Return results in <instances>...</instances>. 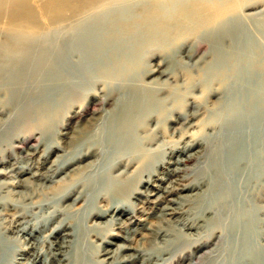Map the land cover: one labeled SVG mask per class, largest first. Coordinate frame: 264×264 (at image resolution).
<instances>
[{"label":"rangeland","instance_id":"1","mask_svg":"<svg viewBox=\"0 0 264 264\" xmlns=\"http://www.w3.org/2000/svg\"><path fill=\"white\" fill-rule=\"evenodd\" d=\"M139 1L147 2L148 0H139ZM184 1H182V3L184 2V4H187L190 0L188 1L184 0ZM213 1L215 2L216 0H212V1L206 0L205 2L214 3ZM221 1H224V0H221ZM227 1L232 2L233 6L230 8L231 12L229 9L225 17L220 22L222 24L219 25V23H217L215 26L212 27V29L211 28L209 29V27H204V26H203L204 28H202L203 23L206 24L208 20H206V18H199L198 16H195V15L192 18H189L190 25L188 28H186V30L184 29L185 32L183 34L186 36H183V34L179 32L175 33L174 29H172L170 30L171 33L170 31L166 32V35L164 34L165 31H163L162 34H155V39L156 37H158L159 39V42H157L158 39L155 41L153 38L154 33H153V37H152V34H149L152 31L148 32L147 29H139L141 30L140 31L141 33L144 31L146 33L144 32L140 34L139 30H137L138 32L136 31L135 34L136 33L138 34L134 36L135 38L132 36L136 40H132V39L120 40L121 42H119V45L123 43L124 46L123 45L122 46L125 49L123 48L116 49V46H118V43H117L116 45H114L115 48H113L117 52L114 50L111 51L106 57V59L101 58V60L98 61L99 63L96 62L95 64L96 66L94 64L93 66H90V67H88L87 65H83L84 66L83 68V66L80 65L81 63L79 60L80 57L77 56L78 58L74 59L75 61L74 64H76L75 69L77 67L78 69L74 70L73 73L71 74V77L68 76L69 78H67V80H63L62 82L55 81L54 77L48 72H46L44 74L45 76L42 73V75H40L41 76L40 78L34 79L35 77H32V76L31 78L27 77L28 79H26V82H25L26 87H24V89L22 90H18L17 91L18 93H16L15 90H9V89L5 90L3 88L2 89L0 88V184L2 183L7 184V183L17 182L21 180L25 183L24 187L22 188H16V187H10L7 185H3V188L5 187L12 188V189L14 188L13 190L15 192L23 193L25 195H22V197L21 195L15 197L11 194L0 192V200H2L5 204H7L10 200H12V202L16 204L18 203L17 205H20V206L34 205L36 207L38 204H41V206L45 204H50L52 208L56 207L55 209H59L63 211L62 215L57 216L56 222H54V224L51 225V229H53L61 220H66L74 224V234H77L78 237L80 236L78 238L79 242L77 241V243L73 247V249L74 248L75 249L73 250L71 248L73 250V251L71 250L72 254L68 253L67 255L68 260L65 263H68V264H74V263L75 264H98L97 260L103 259L102 256H101L102 258L98 257V254L102 253L101 252L102 248L98 247V244H101V242H99V240L96 239L94 236V235H98L100 238L105 237L104 239L108 241L107 243H112V242L114 243V246L109 245V244L105 246L107 249H111L112 251L117 250L116 249L117 246H115L117 244V245H124V246L130 245L132 248L141 247L142 249H139V250L142 251L144 256L156 255L162 251H168L169 253L171 252V256H167L166 260L162 262L161 264H179V263L180 264H195V263L196 264H219V263L220 264H235L238 262V258H240L239 255L242 249L238 245H235V244L231 245V244L233 243V240H235L237 236L241 235V230H242V227L244 226V223L241 217L245 211H247V213L249 214V218H250V221H249L250 223L248 226L250 230V237H251V249L250 250L257 249L258 252H261L264 254V182H263L264 175L263 177L257 179L259 182V183L257 182L258 183L257 185L255 186H253L254 184L250 185L249 192L247 190H244L243 188L242 193L243 194L246 193L247 195L246 197H239V198L232 197L231 198L230 195L226 196L225 198H221V200L218 201L217 203L213 204L212 207L215 209L211 207V209L209 210L206 208L210 207L212 203L211 201L209 202V200L204 198L205 192L202 193L204 190L202 192L196 191L194 193L187 192V191L178 193V191H176V188L178 189L177 184L174 183L175 181L176 182L178 181V184H179V181H180L182 185H191L195 183L199 178L203 176L205 177L206 175L209 176L211 167H213L212 166L213 159L216 158L215 160L217 161L219 159L222 163L223 159L226 158L225 155L229 151V146H228L229 139L234 136V133L235 135L239 134V132L236 131L235 129H232V130L229 129L228 124L230 122L229 121L230 119L228 118L231 117L230 116L232 115L231 112L225 110L226 113L224 112L222 114V108H224L226 104L229 103V102H226L228 101L229 97L226 92L227 88H225L220 83V80L218 77L216 78L214 76L215 74L218 75V73H224V71H226L225 66L219 68L213 65L216 60L215 57H217L218 55L215 52L216 51L215 42L217 41L216 39H219L220 45H223L220 48H221V52L222 50L224 51L222 53H224L223 55L226 56L225 59L226 60L229 59L231 63H233L232 66H229L230 64H227V65L231 68V71L235 74V75L233 74L232 77L235 76L236 78L231 79L234 81L235 85H236L237 79L239 78V74L237 73H239V70H241V67L243 68L245 67V65L247 64L246 62L249 61V58H252V60H254V64L256 66L255 69L258 70L257 73H259L255 77L258 78L256 79L257 84L261 85L262 88L261 86H258V85L255 86L256 88L252 90L254 91L252 92L253 96L251 97L249 96L250 98L249 104L246 103L247 99H245V97H242L241 99L243 101V104L246 103V105L250 106L249 108L248 106L247 107L245 106V108L247 109V112L256 111L257 110L256 106L258 109H260L258 112H262V113L264 112L262 107H260L259 105L260 100L264 101V92L263 94H261L262 93L261 91L262 90L264 91V80H263L264 71H262L264 70L263 69L264 68V61H263L264 60V49H263L264 48V41H263L264 40L263 31L264 30L260 29V27H264V0H227ZM46 2L47 0H40L38 4L43 5ZM146 5H147L146 3H143V5H139V4L137 5L136 16L139 14H140L139 16H141L144 13V11L150 7V5H147V7ZM120 6H122V4H120ZM190 15H192V13ZM103 16H101V19H104V18L106 19L107 17H109L106 15H103ZM239 20L242 23L238 22ZM198 21H200V24ZM228 21L233 22V24ZM235 21H236V24L239 23L240 29L241 28L244 29V31L241 29L244 33H243V37H241L242 40L240 39L239 41L244 42L245 39L247 41L251 40V42L249 43L252 45V47L254 46L253 48H255L251 53V57L249 55H246L245 52L243 53L242 49L238 47V43L235 45L236 40L234 38L232 39V37L230 36L225 37L226 36L225 34H227L229 30L231 29L233 30L236 26H238L234 24ZM198 25L199 26L201 25V26L196 28ZM78 26H81V25L78 24ZM249 28L251 29L249 30ZM197 30H199V33ZM221 30H223V32ZM245 30L250 31V33L246 32ZM175 31H177V29ZM186 31L188 32L187 34H185ZM261 31H262V35H261ZM63 33H66V31H64ZM116 33L118 34V32ZM116 33H114V35H116ZM139 34L141 35V38L140 36H138ZM188 34H190L191 36ZM250 34L251 36H249ZM148 35L149 36L151 35V37H149ZM158 35L162 37L159 38ZM207 35L209 36L208 38H207ZM145 36L147 37L146 40L144 39ZM213 36H215V38ZM222 37H225V38H222ZM149 38L151 39V41L149 40ZM128 41L130 42L132 41L133 43L131 42L132 44H128ZM134 41L137 43H135ZM259 45L262 49L259 47ZM161 46L164 47V49ZM231 46H234L232 47V49L235 48L233 50V53H231L232 50L229 49ZM213 50H214V53H212ZM259 50H263V53L262 51H259ZM115 53H119V56L118 54L116 55ZM241 53H242V56L240 55ZM244 54L248 56L249 58L248 57L244 58L245 56ZM240 57H242L245 60H243ZM257 57H259L261 63L260 61L257 60L258 59ZM102 59H103L104 65L102 63ZM238 59H240L241 61L243 60L242 63ZM105 61L108 63L106 64ZM77 62L79 63L78 65L80 66L77 65ZM239 62L241 65L238 64ZM243 62H245V64ZM109 63L111 64V66ZM101 64L104 67H102ZM122 65L123 67H121ZM91 67L92 68L95 67L93 69L94 70L93 73L90 72L91 69L89 68ZM82 68L85 69V72L82 70ZM129 69L131 70L132 73L131 72L129 73L130 71ZM81 70L83 72H81ZM235 71L237 73H235ZM207 72H209V74ZM88 73L91 74L93 77L89 76ZM95 73L97 76L94 75ZM80 75L82 76V79L79 78ZM105 75L107 78L105 77ZM122 75L124 77L130 76L129 78L125 77L126 80L128 79L129 80L125 81V78ZM94 77H97L95 78L97 80H95ZM202 77H205V79L207 78V80L205 82L201 81ZM260 77L261 78L263 77L262 80H260L261 79ZM41 78L43 80H41ZM104 79L105 80L108 79V80H106V82H103L105 81ZM113 79L114 81H119V82H114ZM83 80L85 83L82 82ZM107 81L109 83H107ZM131 81H134V82L131 83ZM261 81L263 82L261 83ZM37 82L39 83V90L41 88L42 90L35 92L36 90H33V89ZM79 82L82 84H79ZM196 82H199V83H196ZM218 82L221 85L218 84ZM60 83L62 85H60ZM120 83L122 84L120 85ZM32 84L34 85L33 88H32L33 86ZM57 84L61 86L59 89L60 91L56 89V87L58 86ZM152 84H153V87L158 86L159 88L160 87L161 88L159 89L158 87L157 88L152 87L153 89H151L150 87H148L149 85L152 86ZM81 85H83L84 87ZM87 85H89L90 87ZM133 85H135L134 86L135 89ZM120 86H121L120 88L121 92L117 90ZM71 87L73 89H69ZM126 88L129 90V92H125ZM138 88L141 89V91ZM68 89L69 91H67ZM111 89L113 90L111 91ZM137 89L139 90V94L141 93L140 95L142 96L145 94L154 95L155 93L153 92L156 91L158 93L159 90L161 91L158 94L156 93L157 95L156 94L154 95L155 97L157 96V100L155 98L153 100L154 102H156L155 106L148 112H145V113L143 112L142 114L139 113L140 115L138 114L139 116L136 117L137 123L138 121L141 120L142 124L146 126L144 127L140 122V124L142 125V129H141L140 127L141 125H139V123L135 124L134 128L139 129V130L135 129V132L137 135L136 134L135 136L133 135V142H135V146L137 150L134 151L133 149L131 152H126V149H125L126 144L124 143L121 144L116 141L114 142V140H110V141L107 140L105 135H108L109 130H108V119L105 118V116H108L110 111H113L111 109H114L116 105L120 106L123 103V101H126L127 98L130 97L129 94L131 95L133 94V90L138 93ZM143 89L146 90V92ZM212 89H213V92L215 91L217 93L215 92L212 93ZM83 90H85L86 92ZM105 90L107 93L109 91V93L108 94L104 93ZM7 91L8 93L9 92L10 93L7 94ZM41 91L43 93H41ZM148 91L150 93H148ZM143 92L145 93L143 94ZM256 92L257 93L259 92L260 94H255ZM101 93H102V96L100 95ZM113 93H115V96L117 95L116 98L115 96H112ZM18 94L20 95V98H18L19 97ZM60 94H62L61 95L62 97L59 96ZM105 94L107 95L105 96ZM226 94H227V98H226ZM42 95H44L46 98H43ZM259 95L262 96L263 99L260 98ZM27 97H31L32 99L30 98V100H28ZM48 97L49 98L51 97L50 99L52 101ZM54 97H55V100H54ZM104 97H109L110 99L108 101V105L102 106L100 99L101 98L104 99ZM66 98H69V99L67 100ZM164 99L165 101H163ZM256 99L259 101V103ZM160 100H162V103ZM24 101H27V102H24ZM40 101H43V102L38 104ZM6 103H8L9 105ZM43 103H46V104H43ZM61 103H63L64 105ZM220 103H222V105ZM53 105H55L56 107ZM217 105H219V107ZM20 106L22 107L24 106V107L22 108ZM198 106H201V111ZM28 107H31V108L28 109ZM24 109L28 112L24 111L25 112L24 113L22 111ZM98 110H99V114L97 113ZM152 111L153 113L150 114V112ZM215 112H216V115L214 114ZM178 113H180V115H178ZM141 115L143 116L145 115V117L143 118V116ZM185 115L192 116V117L186 119V117H184ZM97 116L100 117L99 118L100 120H98ZM211 116H213L214 118ZM146 117L152 120L150 121ZM213 122L215 123V125L212 124ZM105 123H106V126H105ZM97 125H98V129H96ZM216 125L217 126L219 125L220 129ZM263 125L264 124H262V126ZM101 126L103 127V129ZM210 126L212 128H210ZM207 127L209 130L206 129ZM227 127L228 129H226ZM205 129L207 131H205ZM225 129H226V132H225ZM98 130L100 131L99 132L100 134L98 133ZM101 130H103V132H101ZM80 131L86 132L84 133L85 135ZM94 131L96 134H94ZM187 131L191 135H189ZM228 131H231V133H227ZM78 132L79 134H77ZM181 132H185V133H181ZM262 133H264V131ZM103 134L105 137L103 136ZM139 134H142L140 135V139H139ZM184 134L185 135L187 134V135L184 136ZM206 134H208L209 137H207ZM181 135H183L184 137ZM220 135L221 137H219ZM224 135L225 137L227 135L229 137L227 136L224 139ZM87 136H89L90 138L93 136L95 137V139H98L99 137H101L102 141L104 139L105 140L102 145L100 146L98 145L100 149L98 148L97 150H95L94 156H91L88 158L81 157L80 159H78L77 155L79 154V151H81V147L83 148L82 150H85L87 148L88 143H84L85 142L84 140L86 139ZM154 136L156 138L153 141L152 139ZM74 137L75 138L77 137V138L75 139ZM78 137H79V140H77ZM142 137L144 138L143 140H141ZM194 137H196L197 139ZM262 139L264 142V134L262 135ZM150 140L152 143H150ZM179 140H181L182 142ZM189 140L190 141L196 140L198 142L202 140L203 142H201L202 145H200V147H198L194 152H191L189 155H187V157L181 156L182 157L181 160L183 162L177 168L178 170H175L176 167L172 166L171 169L174 170V173H169L171 169L167 170V168H169L170 166L167 163L173 162V157H177L178 155L176 153L177 152L176 150L178 148H182L185 145V143L190 142ZM224 140L228 141L226 142L228 147H225L226 144L224 143L225 142ZM82 141L84 142L82 143ZM147 141L149 142L150 146L149 144H146L148 143ZM79 142L82 144H78ZM112 143L114 144V146H111ZM77 144H78L79 149H77V146H76ZM147 147L148 149L150 147L151 149L152 148L153 149L146 150ZM163 147L165 148L163 149ZM116 149H118L119 153L116 151ZM75 150H77L78 152ZM263 151H264V148L262 150V153L261 154L259 153V156H260L259 163L257 161L256 163H258V165H262V167L264 168ZM171 152H174V153L172 154ZM74 154H77V155H74ZM141 157H144V158L141 159ZM130 158L135 159V160L133 162V160L131 159L130 165H128L129 166L128 167L126 165L128 161L130 160ZM136 160L137 161L140 160L138 162L139 164L137 163ZM207 162H208V165H207ZM117 163H119V166ZM140 163L141 164L145 163L146 165L141 166ZM121 172L124 177H122ZM252 173L253 172H251V174ZM129 174H131L130 177H129ZM119 175L122 177V179L121 177H119ZM125 177L126 178L128 177V178L125 179ZM148 181H149L148 188L150 189V192L154 191L153 193L155 194L158 193L159 195H161L162 192L157 191L160 189L158 186H160L161 189L163 190L172 191L171 194L165 195L163 202L162 200H157L158 196L149 197L147 196V194H142L145 191L144 186L147 187V184L145 182H148ZM113 193L116 194V196ZM78 195H83V200L79 204L74 205L73 202L78 197ZM28 196L30 198H27ZM31 198H35V199H31ZM60 198H62L61 201H60ZM117 198L121 199L120 203H122V205H125V206L129 205L126 209L127 211H124L123 214L121 213L120 215H118V216H121L120 218L125 223L123 229L121 230L120 229L118 230L117 227L108 223V221L110 220L109 219L110 217H106L105 219H102V220L94 219V215L97 212L107 210L109 208V205H108L109 202L113 200L116 201ZM176 199L178 200L179 204L175 205V203L171 201H176ZM19 201H22V202H19ZM230 203H232V205H230L231 207L228 208L227 205ZM69 204L72 206H70ZM171 205H174L178 211L176 210L173 215L170 212L167 214L168 216L166 217L163 216L164 214L163 209ZM177 206H180V207H177ZM39 208H40V205L38 206V209L36 210L33 209L34 212L38 211ZM112 211L114 212V210ZM206 211H207V215H205V218H206L205 220L207 223L203 224V222H199V218L201 216H204L203 212H206ZM11 213L12 215L14 214V212L5 211L0 215V220H3L2 222L0 221V228H1L0 232L2 231L0 233V241L5 244H7V242L2 240L3 236L5 237L7 236L8 238L15 237V235H12V233L7 230V227H9L10 221H11V218H10ZM6 214L8 216H6ZM35 214L40 215V211L39 213L35 212ZM42 214H44V212ZM213 214H215L216 217H214ZM111 215H113V213H111L110 216ZM208 219L210 220L208 221ZM57 220H59V222ZM35 221L36 220H32V223H34ZM185 222H189L191 224L195 223L194 225L197 227V229H195L194 231L184 230L182 224ZM3 226H5L6 228ZM80 226H81V229H80ZM128 232H130V238L132 239V242L127 243L123 240V237H126ZM50 233H47V234H50ZM215 234H218V235H215ZM153 235L156 237H154ZM164 236L165 238L163 241L162 239ZM55 238H56L55 235L54 237L49 238L48 243L47 242L44 243L43 245L40 246L39 249L40 250L43 249L42 251L48 252L49 251L48 246L50 245V243L56 241ZM17 242L18 241H13L12 245L10 244L11 242H8L7 247H9V249L11 248L12 250L11 251L9 250L8 251L9 253L7 252L3 256V259L5 258V260H3L4 264H10L8 260H10V258L12 257L11 255H13L14 251L19 250V247H21L20 242L18 243ZM204 243H207L206 244L207 246L205 245L207 248L205 250H200L199 245L204 244ZM250 250L248 249L244 251V254L251 253ZM204 251H207V252H204ZM131 252L133 253L134 251H127L125 253L124 251H121V253L125 255L126 254L129 255L131 254ZM203 252H204V257H202ZM70 255L72 256L70 257ZM8 256H11V257H9L8 259ZM208 256H210V258ZM205 257L207 261L205 260ZM188 258L189 259L191 258V261ZM135 264H141V263L137 262Z\"/></svg>","mask_w":264,"mask_h":264},{"label":"bare ground","instance_id":"2","mask_svg":"<svg viewBox=\"0 0 264 264\" xmlns=\"http://www.w3.org/2000/svg\"><path fill=\"white\" fill-rule=\"evenodd\" d=\"M39 1L40 0H0V88L1 89L3 88L5 90H8V89L9 90H15V92L18 93L17 92L18 90H22V89H24V87H26L25 82H26V79H28L27 77L31 78V76H32V77H35L34 79L40 78L41 77L40 75H42V73L44 75L46 72L51 74L54 77L55 81H61L62 82L63 80H67V78H69L68 76L71 77V74L73 73V71L78 69V67L75 69V67H76V64H74L75 63V61H74L75 58L80 57L79 60H80V62L82 64L79 61L78 62L82 66L83 65H87L88 67L93 66V64L95 65L96 62L101 60V58L106 59V57L108 56V54L111 51H113V50L116 51L113 48H115L114 45H116L117 43H118V46H116V49H122L124 45H123V43L121 45H119V42H121L120 40H122V39L123 40L124 39L136 40V39H134L135 38L134 36H136L138 33L135 34V32L137 30H139V29H147L148 32L152 31L149 34H152V37H153V33H154V37L153 38L156 41L158 39V37H156V39H155V34H162L163 31H165V33H164L165 35H166V32H169L172 29H174L175 33L179 32V33L183 34L185 32L184 29L186 30V28H188L189 25H190L189 18H192L194 15L198 16L199 18H206V20H208L206 24L203 23L202 28L209 27V29L210 28L212 29V27L215 26L217 23H219V25L222 24V23H220L221 20L225 17V15L227 14L228 10L233 6L232 2L227 1V0H224V1L216 0L215 2L213 1L214 3L205 2L206 0H190L187 4H184V2H185L184 0H152V1L148 0L147 2H143V1H139V0H47V2L45 4H43V5H39L38 4ZM182 1H184V2L182 3ZM210 1H212V0H210ZM143 3H146L147 5H150V7L147 10H145L144 13L141 16H139L140 14L136 16V14H137L136 13L137 5L138 4L139 5H143ZM120 4H122V6H120ZM183 4H184V6H183ZM147 5H146V7H147ZM190 12L192 13V15H190L191 14ZM230 12H231V9H230ZM103 15H106V16H109V17H107L106 19L105 18L101 19V16H103ZM236 21H235L234 24H236ZM198 22L200 24V21H198ZM228 22H230V21H228ZM238 22H240V20ZM230 23L233 24V22H230ZM240 23H242V22H240ZM75 24H76V26H75ZM78 24L81 25V26H78ZM236 25H238V26H236ZM236 25H235L236 27L233 30L231 29L232 31L229 30L231 32L228 31L227 34H225L226 36L225 35L224 36L225 37H229L230 36V37H232V39L234 38L236 40V41L234 40L235 41V45L238 43V47H240L242 49L243 53L245 52L246 55H249L251 57V53H252V51L255 48H253L254 46L252 47V45L249 43V42H251L250 39H249L250 41H247L246 39H245L246 41L244 40V42L239 41L241 39V37H243L244 29L241 28L243 31L240 29L239 23L236 24ZM200 26L198 25L196 28H198ZM231 26H233V25H231ZM262 28H264V27H260L261 30H264ZM176 29H177V31H175ZM209 29H208V31H209ZM250 29L251 28H249V30ZM64 31H66V33H63ZM140 31L141 30H139V32ZM197 31L199 33V30H197ZM221 31L223 32V30H221ZM116 32H118V34ZM144 32H142V33H144ZM246 32L250 33V31H246ZM114 33H116V35H114ZM142 33L140 32V34H142ZM170 33H171V31H170ZM187 33L188 32L186 31L185 34H187ZM189 33H190V31H189ZM140 34L138 36H140V38H141ZM251 34L249 36H251ZM259 34H260V32H259ZM188 35H190V34H188ZM261 35H262V31H261ZM183 36H186V35L183 34ZM263 36H264V31H263ZM149 37H151V35ZM160 37H162V36H159V38ZM208 37L209 36L207 35V38ZM213 37L215 38V36H213ZM216 37H217V35H216ZM225 37H222V38H225ZM167 38H169V37H167ZM144 39L146 40L147 37L145 36ZM141 40H143V39H141ZM149 40L151 41L150 38H149ZM216 40L217 41L215 42L216 43L215 44V46H216V51L215 52L218 55H217V57H215L216 60H215V63L213 65H215V66H217L219 68L225 66L226 71H224V73H218L217 72L218 75L215 74L214 76L216 78L218 77L219 80H220V83L225 88H227L226 92H227L228 97H229L228 101L224 100V101L229 102V103H227L226 106L224 108H222V114L225 112V110L231 112L232 115H230L231 117L228 118V119H230L229 120L230 122L228 124L229 129L230 130L235 129L236 131L239 132V134L236 133L237 135H235V133H234V136L229 139V142L224 140L225 144H226V142H228V144H229L228 145L229 146V151L227 149L228 153L226 154L227 156L225 155L226 158L223 159L222 163H221V161L219 159H218V161L215 160L216 158L213 159V163H212L213 167H211V171L209 173V176H207V175L205 177L203 176V177L199 178L193 184L189 183L191 185H182V183H180V181H179V184H178V181L174 182L175 184H177L178 189L176 188V191H178V193L179 192H184V191L194 193L196 191H201L202 192L204 190L202 192V193L205 192L204 193V198L209 200V202L211 201V203H212V205L210 207L206 208L208 210L211 209V207L213 206L214 203H217L218 201L221 200V198H225L226 196L230 195L231 198L232 197L233 198L246 197L247 196L246 193L245 192H244L245 194L242 193L243 188H244V190H247L249 192L250 191V189H249L250 185H253V184H254L253 186L257 185L259 183L257 179L263 177V175H264V168L262 167V165H258L259 158H260L259 153L261 154L262 150L264 148V142H263V139H262V135L264 134V133H262L264 131V128H263L264 125L262 126V124H264V112L263 113L262 112H258L260 109H258L257 106H256L257 110L254 111V112H247V109L245 108V106L246 107L248 106V105H246V103L249 104V102H250L249 101V99H250L249 96L250 97L253 96L252 92H254V91H252V90L254 88H256L255 87L256 85H258L257 84V80H256L258 78L255 77V76H257V74H259V73H257L258 70L255 69L256 66L254 64V60H252V58H249L248 56H246L244 54L245 55L244 58L248 57L249 61L248 62L245 61L247 64L245 65L244 68L240 66L241 70H239V73H237L235 71V73L239 74V78L237 79L236 85H235L234 81L231 80V79L232 78H236V77L235 76L232 77L234 73L231 71V68L229 67V66H232L233 63H231V61L228 59V57H227L228 60L225 59L226 56L223 55L224 53H222L224 51L222 50V52H221V48H220L223 45H220L219 39H216ZM255 40H256V38H255ZM129 42L130 41H128V44H132L133 43L132 41H131L132 43L131 42L129 43ZM157 42H159V39H158ZM157 42H155V43H157ZM222 42H223V40H222ZM135 43H137V42H135ZM257 43H258V41H257ZM252 44H254V43H252ZM260 45H259V47H260ZM140 46H141V44H140ZM232 47H234V46H231L229 48V49L232 50L231 53H233V50L235 49V48L232 49ZM259 47H258V49H259ZM162 48L164 49V47H162ZM123 49H125V48H123ZM238 51H239V49H238ZM259 51H262V53H263V50H259ZM119 53H120V51H119ZM119 53H115V54L116 55L118 54V56H119ZM131 53H132V51H131ZM212 53H214V50H213ZM220 53H221V55H220ZM240 55L242 56V53ZM257 55H259V54H257ZM240 58H242V57H240ZM257 58H258L257 60L260 61L259 57H257ZM103 59H102V63H103ZM238 60H240V59H238ZM243 60H245V59H243ZM117 61H119V60H117ZM242 61H241V63H242ZM78 62H77V65L79 64ZM232 62H234V61H232ZM245 62H243V63L245 64ZM98 63H97V65H98ZM107 63L108 62H106V64ZM212 63H213V61H212ZM212 63H211V65H212ZM260 63H261V61H260ZM227 64H230V65L228 66ZM238 64L241 65L240 62ZM80 65H78V66H80ZM103 65H104V63H103ZM87 66H85V67H87ZM101 66H102V64H101ZM106 66H108V65H106ZM110 66H111V64H110ZM102 67H104V66H102ZM121 67H123V65ZM125 67H126V65H125ZM83 68H84V66H83ZM83 68H82V70L85 72V69H83ZM94 68L95 67H93V68L91 67L89 69L93 70ZM236 68H237V66H236ZM82 70H81V72H83ZM91 70H90V72L93 73L94 70L93 71H91ZM242 70H244V71H242ZM260 70H261V68H260ZM206 71H208V70H206ZM262 71H264V70H262ZM127 72H128V70H127ZM130 72H131V70L129 71V73ZM207 73L209 74V72H207ZM83 74H85V73H83ZM121 74H122V72H121ZM261 74H263V73H261ZM81 75H80L79 78L82 79ZM88 75L93 77L89 73H88ZM94 75L97 76L96 73ZM105 77H106V75H105ZM127 77L129 78L130 76H127ZM207 77H208V75H207ZM95 78H97V77H94V79ZM126 78H125V81H128L129 79L126 80ZM157 78H159V77H157ZM262 78L260 80H262ZM32 80H33V78H32ZM41 80H43V79L41 78ZM95 80H97V79H95ZM106 80H108V79H106ZM106 80L103 81V82H106ZM130 80H131V78H130ZM206 80H207V78L205 79V77L201 78V81L205 82ZM217 80H216V82H217ZM113 81H114V79H113ZM82 82H84V80ZM100 82H101V80H100ZM114 82H119V81H114ZM132 82H134V81H131V83ZM208 82H207V84H208ZM262 82L263 81H261V83ZM107 83H109V82L107 81ZM122 83H124V82H122ZM122 83H120V85ZM135 83H136V81H135ZM196 83H199V82H196ZM220 83L218 82V84H220ZM79 84H82V83L79 82ZM110 84H111V82H110ZM128 84H130V83H128ZM32 85H30V86H32ZM60 85H62V84L60 83ZM191 85H192V83H191ZM81 86H83V85H81ZM87 86H89V85H87ZM134 86L135 85H133V87ZM258 86H261V85H258ZM33 87H34V85L32 86V88ZM60 87L61 86L58 85L56 87V89H58V91H60L59 90ZM72 87H74V86H72ZM72 87L69 88V89H73ZM112 87H113V85H112ZM148 87L153 89V88H157L158 86L157 87L156 86L153 87V84H152V86L149 85ZM193 87H194V85H193ZM35 88H37V89H35ZM120 88H121V86L117 90L121 92ZM139 88H141V87H139ZM261 88H262V86H261ZM26 89H28V88H26ZM69 89L67 91H69ZM134 89H135V87H134ZM33 90H36L35 92L42 90V88L39 90V83L38 82L36 83V85H35ZM112 90L113 89H111V91ZM139 90L141 91V89H139ZM139 90H138V93L133 90V94L132 95L129 94L130 97H128L126 101H123V103L120 106L116 105L115 108L113 107L114 109H111L113 111H110V113L108 112L109 113L108 116L104 115L105 118L108 119V130H109V132H108V135H105L107 140H109V141L110 140H114V142L116 141V142L121 143V144L122 143L126 144V148H125L126 152H131L133 149H134V151L137 150L136 146H135V142H133V135L135 136V134H136L135 129H137V128H134V127H135V124L139 123V125H141L142 122L140 120L137 123V118L136 117L139 116L140 114H142L143 112L145 113V112H148L149 110H151L156 104V102L153 101L154 98L157 100V96L156 97L154 96L157 93L156 91L153 92V93H155L154 95L153 94H149V95L145 94V95L142 96V95H140L141 93L139 94ZM83 91H85V90H83ZM144 91L146 92V90H144ZM160 91L161 90H159L158 93H160ZM224 91H223V93H224ZM23 92H25V91H23ZM125 92H129V90L126 88ZM145 92H143V94ZM214 92H213V89H212V93H214ZM261 92H262L261 94H263L264 91L262 90ZM9 93L7 91V94H9ZM41 93H43V92L41 91ZM64 93H66V92H64ZM104 93H107L106 90H105ZM108 93H109V91H108ZM148 93H150V92L148 91ZM215 93H217V92H215ZM56 94H55V96H56ZM107 94H105V96ZM218 94H219V92H218ZM227 94H226V98H227ZM255 94H260V93L256 92ZM61 95L62 94H60L59 96H61ZM100 95L102 96V93ZM32 96H33V94H32ZM88 96H89V94H88ZM88 96H87V98H88ZM112 96H115V93H113ZM116 96H115V98H116ZM123 96H124V94H123ZM259 96H257V97H259ZM14 97H16V96H14ZM42 97L46 98L44 95H42ZM109 97H104V99L103 98L100 99V102H101L102 106L108 105V101L110 99ZM242 97H245V99H247V102L245 104H243V101L241 99ZM18 98H20V95H19ZM30 98L31 97H27L28 100H30ZM184 98H186V97H184ZM226 98H224V99H226ZM260 98H262V96H260ZM33 99H35V98H33ZM66 99L68 100L69 98H66ZM112 99H113V97H112ZM171 99H172V97H171ZM43 100H45V99H43ZM54 100H55V97H54ZM76 101H78V100H76ZM114 101H115V99H114ZM160 101L162 103V100H160ZM163 101H165V99ZM24 102H27V101H24ZM41 102H43V101H40L38 104H40ZM118 102H119V100H118ZM46 103H47V101H46ZM46 103H43V104H46ZM49 103H51V102H49ZM258 103H259V101H258ZM6 104H8V103H6ZM61 104H63V103H61ZM61 104H60V106H61ZM220 104L222 105V103H220ZM20 105H22V104H20ZM221 105H220V107H221ZM254 105H255V103H254ZM259 105H260V107H262V109L264 111V101L260 100ZM53 106H55V105H53ZM217 106L219 107V105H217ZM20 107H22V106H20ZM20 107H19V109H20ZM198 107L200 108V111H201V106H198ZM249 107L250 106H248V108ZM29 108H31V107H28V109ZM91 108H93V107H91ZM191 109H193V108H191ZM99 110H100V108H99ZM99 110L97 111L98 114H99ZM22 111L23 112L24 111L28 112L25 109L22 110ZM151 113H153V111L150 112V114ZM181 114H182V112H181ZM214 114L216 115V112ZM145 115L144 116L141 115V116H143V118H144ZM178 115H180V113H178ZM148 116H149V114H148ZM181 116H183V115H181ZM217 116H218V114H217ZM184 117H186V119H188V118H191L192 116H188V115L186 116L185 115ZM211 117H213V116H211ZM99 118L100 117H98V120H100ZM147 119L150 120V118H147ZM144 120H146V119H144ZM140 122H141V124H140ZM212 124L215 125L214 122ZM142 125L140 126L141 129H142ZM221 125H222V123H221ZM105 126H106V123H105ZM75 127H76V125H75ZM208 127L206 128L207 130H209ZM217 127L219 128V125ZM210 128H212V127L210 126ZM96 129H98V125H97ZM102 129H103V127H102ZM144 129H146V128H144ZM206 129H205V131H207ZM226 129H228V127ZM226 129H225V132H226ZM99 130H98V133L100 132ZM105 130H106V128H105ZM110 130H111V132H110ZM137 130H139V129H137ZM235 130H234V132H235ZM87 131H88V129H87ZM95 131H94V134H96ZM80 132H82V131H80ZM101 132H103V130H101ZM142 132H144V131H142ZM82 133L84 134L86 132H82ZM181 133H185V132H181ZM187 133H188V131H187ZM227 133H231V131H228ZM77 134H79V132ZM94 134H93V136H94ZM216 134H217V132H216ZM140 135H142V134H139V139H140ZM186 135L184 134V136H186ZM189 135H191V134H189ZM206 135H207V137H209L208 134H206ZM93 136L91 138L89 136H87L86 139L84 140L85 142L82 141V143L84 142V143H88V144H87V148L85 150H82L83 148L81 147V151H79V154L78 155L74 154V155L78 156V159H80L81 157L82 158H88V157L94 156L95 150H97L99 148L98 145L100 146V145L103 144L105 139L102 141L101 137H99L98 139H95V137H93ZM103 136H104V134H103ZM181 136H183V135H181ZM23 137H24V135H23ZM219 137H221V135ZM226 137L224 135V139ZM155 138L156 137L154 136L152 140L154 141ZM194 138H196V137H194ZM143 139L144 138L142 137L141 140H143ZM145 139H147V138H145ZM77 140H79V137H78ZM179 141H181V140H179ZM140 142H142V141H140ZM201 142H203V141L201 140L200 142H198L196 140H193V141H190L188 143H185V145L182 148H178L176 150L177 151L176 153L178 155H177V157H173V162L167 163L168 165H170L169 168H167V170L168 169L170 170L172 166H175L176 167L175 170H178L177 168L183 162L181 160V158H182L181 156H186L187 157V155H189L191 152H194L198 147H200V145H202ZM82 143L79 142L78 144H82ZM136 143H137V141H136ZM150 143H152L151 140H150ZM78 144L76 145L77 149H79L78 148ZM124 144H123V146H124ZM146 144H149V142L146 143ZM204 144H206V143H204ZM83 146H85V145H83ZM111 146H114V144L112 143ZM149 146H150V144H149ZM163 146H165V145H163ZM228 146H227V144L225 145V147H228ZM164 148L165 147H163V149ZM68 149H69V147H68ZM149 149H151V147ZM149 149L147 147L146 150H149ZM75 151H77V150H75ZM116 151L118 152V149H116ZM173 151H175V150H173ZM171 153L173 154L174 152H171ZM211 153H213V152H211ZM214 153H216V152H214ZM263 153H264V151H263ZM140 155H141V153H140ZM122 156H124V155H122ZM142 158H144V157H141V159ZM219 158H220V156H219ZM131 159L132 158H130V160L128 161L129 164L126 162L127 163V165L125 164L126 166L130 165ZM120 160H122V159H120ZM132 160L134 162L135 159H132ZM139 161L140 160H138L137 163ZM256 161L258 163H256ZM208 162H207V165H208ZM117 164L119 166V163H117ZM142 165H146V164L143 163V164H141V166ZM131 166H132V164H131ZM124 169H125V167H124ZM171 170L169 171V173H174V170H172V171ZM124 172H125V170H124ZM251 172H253V173L251 174ZM121 174H122V172H121ZM131 174H129V177H130ZM119 177H121V176L119 175ZM122 177H124L123 174H122ZM122 177H121V179H122ZM224 177H225V179H224ZM127 178L125 177V179H127ZM253 181H255V182H253ZM74 183H75V181H74ZM145 183L147 184V187L144 186L145 187V191L142 194H147V196H149V197H151V196H156L157 197L158 196L157 200H162V202H163V200L165 198L164 196L167 195V194H171V192H172V191H168V190H163V189H161L160 186H158L160 189L157 190V191L162 192V194L161 195H159L158 193L155 194V193H153L154 191L150 192V189L148 188L149 187V181L145 182ZM3 185H7V186H10V187H16V188H22L25 185V183L22 180L21 181H17V182L7 183V184H5V183L0 184V192H2V193L5 192L6 194H11V195H13L15 197L16 196H20V195L22 197V195H25L23 193L15 192L13 190L14 188L13 189L12 188H7V187L3 188ZM242 185H243V187H242ZM256 188H257V186H256ZM71 192H73V191H71ZM147 192H149V193H147ZM114 195L116 196V194H114ZM32 196H34V195H32ZM63 197H64V195H63ZM27 198H30V197L28 196ZM17 199H18V197H17ZM31 199H35V198H31ZM61 199L62 198H60V201H61ZM82 200H83V195H78V197L74 200L73 204L77 205ZM56 201H57V199H56ZM9 202H11V203H9ZM9 202L7 204H5L2 200H0V210H1L0 211V215L3 212H5V211L6 212H14L13 215H12V213L10 214L11 221H10L9 227H7V230L9 232H11L12 235H15V237H12V238L9 237L8 238L7 236L5 237V236L2 235L3 236L2 240L7 242V244H8V242H11L10 243L11 245H12L13 241H18L21 244V247H19V250H17V251L13 250L14 253H13V255H11L12 257L8 256V259H9V257H11L10 260H8L10 262V264H57V263L58 264H63V263H65L68 260V258H67L68 253H71L75 249V248L73 249V247L77 243L78 238L80 236L78 237L77 234H74V224H72L71 222H68L66 220H61L60 222H59V220H57L59 223L57 222L58 224L56 226L54 225L55 226L54 228L52 226L53 229H51V225H53L54 222H56L57 216H60V215L63 214V211H61L59 209H55L56 207L52 208V206H50V204H45L43 206H41V204H38L35 207L34 205H28L29 202L27 203L28 206L17 205L18 203L16 204V203L12 202V200H10ZM19 202H22V201H19ZM120 202H121V199H118V198L116 199V201L113 200V201L109 202V204H108L109 208L107 210H103V211L97 212L94 215V219L102 220V219H105L106 217H110L109 218L110 220L108 221V223H110V224L114 225L115 227H117L118 230L119 229L120 230L123 229L125 223L120 218L121 216H118V215H120L121 213L123 214L124 211H127L126 209H127V207L129 205L125 206V205H122V203H120ZM171 202H174L175 205L179 204L177 199H176V201H171ZM226 202H228V201H226ZM219 203H221V202H219ZM39 205H40L39 210L35 211V212L39 213V211H40V215L35 214V212H34V210L38 209ZM230 205H232V203L228 204L227 207L230 208L231 207ZM70 206H72V205H70ZM123 206H124V208H123ZM204 206H206V205H204ZM177 207H180V206H177ZM51 209H53V210H51ZM66 209H68V208H66ZM213 209H215V208H213ZM49 210H51V211H49ZM101 210H102V208H101ZM112 210H114V212ZM176 210H177V208H175L174 205L167 206L166 208L163 209V213H164L163 216H165V217L168 216L167 214L170 213V212L173 215ZM43 212H44V214H42ZM111 213H113V215L110 216ZM7 214H6V216H8ZM203 215L204 216H201L199 218V222H203V224H206L207 222L205 220L206 219L205 215H207V211L203 212ZM213 215H214V217H216L215 214H213ZM241 218H242V221L244 223V226L242 227V230H241V235L240 236L236 235L237 236L236 239L233 240V243L231 244V245H233V244L238 245L242 249L241 252H240V255H239L240 258H238V262L235 263V264H264V254L261 253V252H258L257 249H254V250L252 249L253 251L250 250L251 249V237H250V230H249V227H248L249 223H250L249 222L250 218H249V214L247 213V211H245L242 214ZM32 220H36V221L34 223H32ZM209 220L210 219H208V221ZM211 220H213V219H211ZM0 221L2 222L3 220H0ZM4 222H6V221H4ZM194 224H191L189 222H185V223L182 224V226H183L184 230H189V231L192 230V231H194L195 229H197V227ZM1 225H3V224H1ZM6 226H8V225H6ZM3 227H5V226H3ZM212 227H214V226H212ZM80 229H81V226H80ZM213 230H214V228H213ZM47 233H50V234H47ZM155 233H157V232H155ZM6 235H8V234H6ZM54 235L56 236V238H55L56 241L50 243V245L48 244L49 245L48 246L49 247V251L46 252V251H42L43 249L40 250L39 249L40 246L43 245L46 242L48 243V239L54 237ZM215 235H218V234H215ZM94 236H95L96 239L99 240V242H101V244H98V247L102 248V251H101L102 253H99L98 257L100 258L102 256L103 259H101V260L98 259L97 260L98 264H135L137 262H140L141 264H161L162 262H164L166 260L167 256H171V252L169 253L168 251H162V250H161L162 252H160V253H158L156 255L144 256L142 251L139 250V249H142L141 247L140 248L139 247L138 248H132L130 245L129 246H124V245H117L116 244L115 246H117V248H116L117 250L116 251H112L111 249H107L105 246L108 245V244L114 246L113 242L112 243H107L108 241H106L104 239L105 237L100 238L98 235H94ZM210 236H212V235H210ZM133 237H134V235H133ZM154 237H156V236H154ZM164 238H165V236L162 239L163 241H164ZM123 240L125 242H127V243L128 242H132V239L130 238V232L127 233L126 237H123ZM7 244H5V243L0 241V264H4L3 260H5V258L3 259V256L9 250L10 251L12 250L11 248L9 249V247H7ZM206 244L207 243L199 245L200 250H205L207 248ZM18 246H20V245H18ZM248 249L251 252V253H248L250 256L248 254H244V251H246ZM231 250H233V249H231ZM121 251H124V253L127 252V251H134V252L133 253L131 252V254H129V255H127V254L125 255V254H122ZM12 252H11V254H12ZM204 252H207V251H204ZM204 252H203V256L202 257H204ZM232 255H233V253H232ZM71 256L72 255H70V257ZM247 256H249V257H247ZM208 257L210 258V256H208ZM208 257H207V259H208ZM45 258H46V260H45ZM191 258L190 259L188 258V259L191 261ZM227 259H228V257H227ZM205 260H206V257H205ZM65 264H68V263H65Z\"/></svg>","mask_w":264,"mask_h":264}]
</instances>
